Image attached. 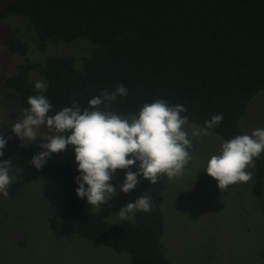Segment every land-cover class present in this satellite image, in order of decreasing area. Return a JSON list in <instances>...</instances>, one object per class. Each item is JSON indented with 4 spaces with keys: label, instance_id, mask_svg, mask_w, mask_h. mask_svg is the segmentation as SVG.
<instances>
[{
    "label": "trees",
    "instance_id": "trees-1",
    "mask_svg": "<svg viewBox=\"0 0 264 264\" xmlns=\"http://www.w3.org/2000/svg\"><path fill=\"white\" fill-rule=\"evenodd\" d=\"M0 21L24 17L26 31L39 51L53 41L88 39L93 50L81 58L69 56L31 60L32 41L22 33L6 39V47L28 61L5 80L18 94L22 111L28 97L46 85L50 114L89 100L123 84L128 93L99 106L121 116L138 114L145 103L164 99L187 109L188 122L205 126L215 114L223 120L210 131L229 140L245 134L242 118L249 103L264 90V0H0ZM29 57V58H28ZM69 133V132H67ZM70 134V133H69ZM8 138V137H5ZM39 149L8 139L4 156L13 167L50 173L66 180L69 217L80 235L96 244L128 253L131 264H175L166 254L163 198L134 219L114 222L100 218L86 198L78 197L77 168L64 165L55 153L39 169L31 159ZM256 163L255 193H264V153Z\"/></svg>",
    "mask_w": 264,
    "mask_h": 264
},
{
    "label": "rangeland",
    "instance_id": "rangeland-1",
    "mask_svg": "<svg viewBox=\"0 0 264 264\" xmlns=\"http://www.w3.org/2000/svg\"><path fill=\"white\" fill-rule=\"evenodd\" d=\"M23 18L0 21V133L42 150L39 145L43 137L55 134L46 125L38 128L34 141L21 140L12 131V125L25 113L18 94L5 86V80L17 70L18 63L28 60L10 52L6 39L20 32L32 41L29 59L46 62L52 55L69 56L80 68L81 58L93 50V44L88 39L70 43L57 40L39 51ZM241 123L247 134L264 128V90L251 100ZM193 126L203 128L191 122L185 126L193 147L192 159L181 175L171 179L161 176L156 183L141 176L135 189L124 193L119 186L127 170L117 169L110 181L117 191L100 208L93 206L95 213L102 219L122 222L136 216L137 212L127 219L120 217V209L129 202L142 195L152 200L163 198V242L175 264H264V193H255V161L247 168L251 173L247 182L221 190L217 180L203 168L226 139L210 130L207 135L192 137ZM55 156L62 164L77 168L72 145ZM9 173V195L0 196V264H131L128 253L83 238L73 219L60 218L67 204L64 178L13 166Z\"/></svg>",
    "mask_w": 264,
    "mask_h": 264
},
{
    "label": "clouds",
    "instance_id": "clouds-1",
    "mask_svg": "<svg viewBox=\"0 0 264 264\" xmlns=\"http://www.w3.org/2000/svg\"><path fill=\"white\" fill-rule=\"evenodd\" d=\"M39 94L28 97L30 107L24 110V117L12 125V131L21 140H36L37 130L46 125L54 135L43 137L42 149L31 159V164L41 168L53 153L72 145L78 175L74 178L78 187L75 191L87 204L100 208L117 191L110 183L117 169L127 170L120 190L128 193L135 189L139 178L156 183L161 176L171 179L183 173L192 159V139L185 126L188 116L184 105H170L164 99L145 103L138 114L123 117L111 111H102L99 106L126 96L128 89L120 84L113 91L105 89L100 96L91 98L89 108L81 109L74 100L71 106L63 107L50 114L51 101L43 94L46 85L37 80L34 84ZM222 114H215L205 121L203 128L193 126L191 136L207 135L209 130L219 126ZM65 132L70 134L64 135ZM0 133V157L8 139ZM264 153V128H256L251 134H240L221 143L219 153L212 155L203 168L217 180L221 190L237 182H247L251 173L247 168L255 158ZM11 159H0V196L9 195L12 183L9 169ZM136 167V171L132 167ZM152 198L138 197L120 209V217L127 219L137 211L148 212Z\"/></svg>",
    "mask_w": 264,
    "mask_h": 264
}]
</instances>
